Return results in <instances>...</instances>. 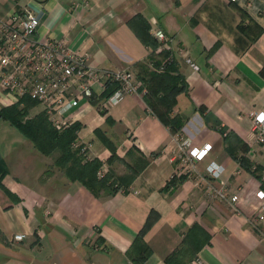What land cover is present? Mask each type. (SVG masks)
<instances>
[{
  "label": "crops",
  "instance_id": "crops-1",
  "mask_svg": "<svg viewBox=\"0 0 264 264\" xmlns=\"http://www.w3.org/2000/svg\"><path fill=\"white\" fill-rule=\"evenodd\" d=\"M24 6L38 18L35 39H63L84 53L90 67L132 73L133 63L145 60L150 47L137 38L128 19L135 13L155 19L169 37L171 61L185 81L171 111L185 116V122L170 133L139 88L102 109V78L93 81L96 104L81 100L67 111L79 122L76 140L88 142V154L105 162L109 149L97 138L98 128L125 161L139 152L148 160L126 193L95 197L52 165L53 153H40L0 120V157L7 166L1 181L16 198L0 188V264H133L127 251L150 209L158 217L143 236L151 252L141 264H165L163 258L193 222L209 233L208 243L195 253L203 264H264V217L256 226L248 222L259 204L254 194L259 181L227 154L214 128L224 127L244 141L246 157L261 166L264 176V142L252 140L249 114L264 109V75L259 73L264 0H0V15ZM156 47L157 42L154 52ZM186 55L197 69L184 61ZM41 107L35 104L30 114ZM177 135L210 148L196 162V173L160 190L177 171ZM208 161L221 165L215 178L204 174ZM107 166L117 174L125 171L119 160ZM207 183L237 199L211 200ZM14 233H23V239L12 240Z\"/></svg>",
  "mask_w": 264,
  "mask_h": 264
},
{
  "label": "trees",
  "instance_id": "trees-1",
  "mask_svg": "<svg viewBox=\"0 0 264 264\" xmlns=\"http://www.w3.org/2000/svg\"><path fill=\"white\" fill-rule=\"evenodd\" d=\"M128 25L141 42L150 47L147 57L143 61L133 63L134 77L140 81L139 90L142 88V98L152 114L165 126L170 133L179 131L185 122V116L180 113H171L176 103V96L185 91V81L183 77L174 69L172 61L164 62L159 69L160 60L167 53L166 50L154 52L155 39L148 32L149 24L144 17L135 13L128 19ZM238 28H242L239 23ZM259 73L264 75V65ZM117 86L115 81L105 80L103 90L98 98L108 96ZM92 104L97 101L91 97ZM33 98L26 95L18 98L17 101L0 106V120L7 121L21 135L29 139L33 147L42 154L48 155L56 152L52 165L56 166L70 181H76L85 187L93 196L100 197L111 195L117 191L126 193L128 185L134 176L147 164V158L138 153V156L131 162L125 161L115 153V146L98 128H94L97 138L109 149V155L105 162L110 164L114 160L121 161L125 166V171L121 174L115 173L111 168L101 176H97L96 170L102 161L95 157H86L80 150V144L72 146L76 139L79 122L72 121L67 127L57 130L48 120L43 110H38L30 114L29 109L37 104ZM199 110L204 109L203 105L197 106ZM215 130L222 135L223 147L227 154L234 159L238 165L251 173L259 181V186L264 190V176L260 173L261 166L254 164L245 152L247 145L240 138L233 135L230 130L224 127L214 126ZM233 137L234 140H231ZM134 149H136L134 147ZM128 152V150H127ZM7 172V166L0 157V188L10 198L16 199L13 193L2 183V177ZM185 175L174 174L164 183L160 190L172 186L178 178ZM158 214L150 209L147 216L138 229L135 238L129 246L127 254L133 264H141L150 254L151 249L144 241L143 236L156 220ZM2 237H0V240ZM209 233L197 222H193L182 234L177 246L169 252L163 261L165 264H186L202 245L208 243Z\"/></svg>",
  "mask_w": 264,
  "mask_h": 264
},
{
  "label": "built area",
  "instance_id": "built-area-1",
  "mask_svg": "<svg viewBox=\"0 0 264 264\" xmlns=\"http://www.w3.org/2000/svg\"><path fill=\"white\" fill-rule=\"evenodd\" d=\"M37 24L35 12L25 6L0 15V102H15L24 95L33 98L41 104V110L45 112L51 125L60 130L75 119L74 114L70 115L67 111L77 107L81 100L90 101L94 91L92 82L97 78H102L103 87L106 79L117 83L108 96L100 99L99 107L102 109L119 101L124 94L137 91L140 81L130 70L96 69L86 65L84 53H78L63 39H35L33 33ZM148 24V31L157 42L156 51L164 49L168 52L160 60V69L164 62L173 58L168 47L169 37L155 19L152 18ZM183 59L193 69H197V65L187 55ZM143 91L142 88L141 93ZM249 114L252 140L263 143L264 109H255ZM176 138L181 167L174 175L184 174L190 177L197 172L196 162L205 156L210 144L203 143L197 147L190 145L186 137L177 135ZM71 144L73 147L80 144L84 155L91 157L88 154V142L81 143L75 139ZM107 169V163L102 162L96 170L97 176L103 175ZM203 171L208 178H215L221 171V165L208 161ZM205 193L211 200L218 197L233 202L237 199L235 193L229 194L224 188H213L208 183L205 185ZM254 194L259 199V204L257 210L248 217V222L256 226L257 221L264 217V190L258 188ZM23 237V233H14L11 239L21 240ZM187 264L203 263L195 254Z\"/></svg>",
  "mask_w": 264,
  "mask_h": 264
},
{
  "label": "rangeland",
  "instance_id": "rangeland-1",
  "mask_svg": "<svg viewBox=\"0 0 264 264\" xmlns=\"http://www.w3.org/2000/svg\"><path fill=\"white\" fill-rule=\"evenodd\" d=\"M4 123H6L7 124V122L6 121H4ZM180 152V149H178V147H177V150L175 151V158L177 159V163H178V167H177V170L178 169H180V167H181V165H180V160H179V158H178V153ZM53 153V157H54V154L56 153L55 151L54 152H52ZM56 156V155H55ZM196 168H197V166H196ZM263 214V213H262Z\"/></svg>",
  "mask_w": 264,
  "mask_h": 264
}]
</instances>
